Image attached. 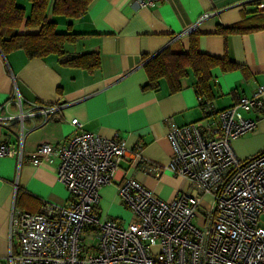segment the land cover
Segmentation results:
<instances>
[{
    "label": "crops",
    "instance_id": "1",
    "mask_svg": "<svg viewBox=\"0 0 264 264\" xmlns=\"http://www.w3.org/2000/svg\"><path fill=\"white\" fill-rule=\"evenodd\" d=\"M258 1L159 0L142 7L134 0H91L78 17L54 14V0L48 1L46 18L55 23L56 30L66 32L70 25V31L77 35L75 41L63 45L65 55L95 52L99 66L87 70L64 65L56 53L29 57L22 48L5 53L0 50V105L6 104L1 115L20 111L17 94L23 111L31 110L32 103L59 106L48 119L34 114L0 122V141L21 145L22 151L20 160L16 156L0 157V260L10 248H17L9 230L13 206L35 212L43 202L66 203L67 188L57 177L58 158L35 165L28 154L43 142H66L74 130L72 118L87 131L125 140L128 148L112 182L100 188L96 206L100 217L114 218L124 225L135 220L118 192L127 178L137 180L166 201L188 188L187 178L166 168L159 176L150 175L145 163L165 166L173 153L168 138L170 126L203 118L196 77L189 70L179 79L180 88L175 91L164 77L158 87L146 89L143 63L164 49L188 51L193 35L200 52L235 64L228 70L216 64L210 70L211 106L218 110L232 105L239 96L250 95L264 83V9L257 8ZM16 3L24 10L17 32H37L38 27L25 24L30 0ZM237 23H242L245 30H217L218 26ZM194 24L197 27L193 33H184ZM243 115L257 116L249 111H243ZM234 140V148L244 156L261 151L264 114L253 131Z\"/></svg>",
    "mask_w": 264,
    "mask_h": 264
},
{
    "label": "built area",
    "instance_id": "2",
    "mask_svg": "<svg viewBox=\"0 0 264 264\" xmlns=\"http://www.w3.org/2000/svg\"><path fill=\"white\" fill-rule=\"evenodd\" d=\"M158 1L134 0L142 7ZM256 6L264 9V0ZM15 101L20 111L0 114V122L34 114L48 119L59 108L32 103L31 110L23 111L18 94ZM5 106L0 105V112ZM202 109L200 120L170 126L173 153L165 166L145 163L150 175L159 176L166 168L187 178L188 188L166 201L127 178L118 187L135 216L127 225L96 211L100 188L112 182L128 152L125 140L87 131L72 118L74 130L66 142H43L28 154L35 165L58 158L57 177L67 188L66 203L43 202L35 212L13 206L9 230L17 248H10L0 264H264V148L241 159L231 145L253 131L264 114V83L226 108L216 110L205 102ZM243 111L257 116L245 117ZM1 156L20 160L21 145L0 141ZM206 195L211 205L198 227L193 219ZM85 231L97 239L93 249L82 245Z\"/></svg>",
    "mask_w": 264,
    "mask_h": 264
},
{
    "label": "trees",
    "instance_id": "3",
    "mask_svg": "<svg viewBox=\"0 0 264 264\" xmlns=\"http://www.w3.org/2000/svg\"><path fill=\"white\" fill-rule=\"evenodd\" d=\"M48 1L30 0L31 10L25 24L39 29L34 33H20L17 31L24 18L23 8L17 5L16 0H0V50L5 53L9 50L22 48L29 57H42L56 53L64 65L87 70L97 68L99 56L95 52L65 55L63 45L75 41L77 35L70 31V25H68L66 32L56 30L55 23L46 18ZM90 2L91 0H54L52 12L69 17H78L86 11ZM217 30L221 33L240 32L245 30V27L242 23H237L225 27L218 26ZM216 64L221 65L224 70L232 69L235 66L227 58L200 52L197 48L196 38L192 35L189 49L186 52H172L164 49L151 58H145L143 67L147 81L143 87L154 89L158 87L160 79L164 77L171 91H175L180 88L179 79L190 70L196 77L197 96L203 99L199 103L202 108L205 102L211 104L212 101L210 70Z\"/></svg>",
    "mask_w": 264,
    "mask_h": 264
},
{
    "label": "rangeland",
    "instance_id": "4",
    "mask_svg": "<svg viewBox=\"0 0 264 264\" xmlns=\"http://www.w3.org/2000/svg\"><path fill=\"white\" fill-rule=\"evenodd\" d=\"M234 141L232 142L231 145H232L234 151L236 152V154H237V156L239 158L243 159V158H246L248 156L253 155V154H251V155L249 154V155L244 156V154H241V152H239L236 148H234V146H235V142ZM210 205H211L210 196L209 195L204 196L202 198V201L200 203V206H199L198 210L196 211V217L193 219L194 223L198 227H202L203 218H204L203 213H204L205 209H209L210 208ZM261 222L264 223V216L261 217ZM81 241H82V245H83L84 249H89L90 245L96 244L97 239L94 237L93 233H91L90 231H85V232L82 233Z\"/></svg>",
    "mask_w": 264,
    "mask_h": 264
}]
</instances>
